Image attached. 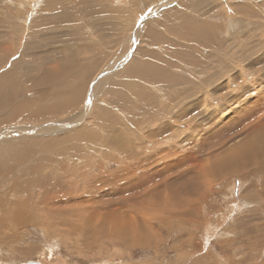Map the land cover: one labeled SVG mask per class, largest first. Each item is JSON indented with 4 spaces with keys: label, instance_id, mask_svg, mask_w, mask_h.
<instances>
[{
    "label": "rangeland",
    "instance_id": "1",
    "mask_svg": "<svg viewBox=\"0 0 264 264\" xmlns=\"http://www.w3.org/2000/svg\"><path fill=\"white\" fill-rule=\"evenodd\" d=\"M0 92V264H264V0H0Z\"/></svg>",
    "mask_w": 264,
    "mask_h": 264
},
{
    "label": "bare ground",
    "instance_id": "2",
    "mask_svg": "<svg viewBox=\"0 0 264 264\" xmlns=\"http://www.w3.org/2000/svg\"><path fill=\"white\" fill-rule=\"evenodd\" d=\"M4 91V90H3ZM5 92H7V90L5 91ZM4 92V93H5ZM7 93H9V92H7ZM11 93V92H10ZM66 93V92H65ZM6 94V93H5ZM81 94V93H80ZM49 96V95H48ZM81 96V95H80ZM57 97V96H56ZM80 98V97H79ZM70 99V98H69ZM77 99V98H76ZM63 100V99H62ZM17 105H19V104H16V103H14V102H12V99L10 98V97H6L2 92H0V109H3V110H5V109H7V110H9V113H7L8 114V116H9V119L11 120H13V118L14 117H16L18 114H21V113H23V112H25V111H34V108L31 110V107H34V106H31V105H29V104H23L22 106H17ZM48 106V105H47ZM44 107V106H43ZM44 108H46V107H44ZM48 109V108H47ZM48 112V111H47ZM5 114V113H4ZM31 117V116H30ZM36 117H37V115H36ZM13 147H16V146H13ZM16 149V148H15ZM234 151H235V153H236V156H238V154H240L242 151V149L240 150V148L238 147V148H234L233 149ZM238 152H237V151ZM18 150L16 149L15 150V152H17ZM233 151V152H234ZM1 152V151H0ZM6 152V151H5ZM232 152V153H233ZM20 153V152H19ZM235 153L233 154V155H235ZM6 154V153H5ZM7 155H9V154H7ZM232 157V156H231ZM228 158H230V156H228ZM227 158V159H228ZM224 159V158H223ZM235 159V158H234ZM226 159H224L223 160V163H222V167L223 166H225V167H227V170H228V167H230V165H231V163H230V161H225ZM232 161V160H231ZM219 165H220V163H219ZM219 165L218 166H215V167H213L212 168V171L211 172H213V173H215V174H217L218 173V169H219ZM206 166V165H205ZM204 166V167H205ZM209 167H211V166H209ZM232 167V166H231ZM234 167V166H233ZM204 169V168H203ZM220 169H222L221 167H220ZM224 169V168H223ZM233 169V168H232ZM206 169H204V171H205ZM203 171V170H202ZM208 171V170H207ZM234 171V170H233ZM238 172V171H237ZM45 180H46V184L47 185H49V184H51L49 181H48V179H47V177L45 178ZM42 185V184H41ZM44 185V184H43ZM45 189V188H44ZM46 192V191H45ZM45 194H47V193H45ZM50 196H51V194H50ZM46 197H47V195H46ZM52 197V196H51ZM11 198V197H10ZM55 198V197H54ZM44 199V198H43ZM49 199V198H48ZM57 199H58V197H57ZM62 199V198H61ZM64 199V198H63ZM9 200H11V199H9ZM9 200H7V202H9ZM45 200H46V198H45ZM44 200V201H45ZM51 200V199H50ZM41 201V200H40ZM44 201L42 202V204L44 203ZM52 201V200H51ZM50 201V202H51ZM2 202V201H1ZM0 202V205L3 207V209H4V207L5 206H3V204ZM5 202V201H4ZM49 202V201H48ZM10 203V202H9ZM11 203H13V202H11ZM52 203V202H51ZM15 204V203H14ZM22 205H24V203L22 204ZM15 206V205H14ZM2 207H0V211L2 210ZM11 207V209L13 208L12 207V205L10 206ZM7 209V208H6ZM48 209H50V208H48ZM5 210V209H4ZM3 210V211H4ZM16 210V209H15ZM13 211V210H12ZM17 211V210H16ZM55 211V210H54ZM86 211V210H85ZM94 211H95V209H94ZM7 212H9V211H7ZM10 212H11V210H10ZM13 212H15V211H13ZM51 213H47V214H53L52 213V210L50 211ZM77 212V211H76ZM88 212H89V210H88ZM5 211L3 212V215H5ZM17 213V212H16ZM22 213V212H21ZM55 213V212H54ZM9 214H12V213H9ZM87 214V213H86ZM93 214V213H92ZM113 214V213H112ZM0 215H1V213H0ZM84 216H85V212H84V214H83ZM91 215V214H90ZM90 215H88V216H90ZM110 215V214H109ZM116 215H119V213H117ZM121 215V214H120ZM119 215V216H120ZM12 216H14V214L12 215ZM15 216H17V215H15ZM91 216H93V215H91ZM90 216V217H91ZM112 216V215H111ZM1 217V216H0ZM17 218H19V217H17ZM87 218V217H86ZM98 218V217H97ZM20 219H22V218H20ZM48 219V218H47ZM85 219V218H84ZM104 220L105 219H110V217L109 216H106V217H104L103 218ZM18 220V219H17ZM16 220V222H22V220L21 221H17ZM112 220V219H111ZM0 221H1V218H0ZM85 222H87V221H85ZM105 222H106V224H109V227H110V229L112 230V226L114 225L115 226V228H117L118 226H123V227H126V228H128V227H130L129 226V224H130V222L127 220V219H124L123 217H121V218H115L114 219V222L111 224V221H107V220H105ZM84 223V222H83ZM101 223V222H100ZM92 224V223H91ZM97 224V223H96ZM95 224V225H96ZM99 225V224H98ZM85 226H87V225H85ZM93 226V225H92ZM91 226V228L89 227V229H93L95 226H93L92 227ZM102 226V225H101ZM99 227H100V225H99ZM104 227V226H103ZM103 227H100V228H103ZM83 228V227H82ZM86 228H88V227H86ZM143 229V228H142ZM94 230H96V229H94ZM101 230H105V229H101ZM87 231H89V230H87ZM97 233V232H96ZM104 233V232H103ZM108 233V232H107ZM122 233H123V231H122ZM122 233L120 234V235H122ZM119 234V233H118ZM129 234V233H128ZM133 234V233H132ZM109 235V234H108ZM113 235V234H112ZM124 235V234H123ZM126 235V234H125ZM121 237V236H120Z\"/></svg>",
    "mask_w": 264,
    "mask_h": 264
},
{
    "label": "water",
    "instance_id": "3",
    "mask_svg": "<svg viewBox=\"0 0 264 264\" xmlns=\"http://www.w3.org/2000/svg\"><path fill=\"white\" fill-rule=\"evenodd\" d=\"M27 264H40L39 262L33 261V262H29Z\"/></svg>",
    "mask_w": 264,
    "mask_h": 264
}]
</instances>
